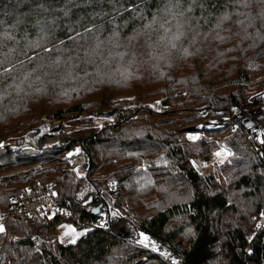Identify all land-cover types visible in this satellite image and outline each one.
<instances>
[{
  "label": "trees",
  "instance_id": "1",
  "mask_svg": "<svg viewBox=\"0 0 264 264\" xmlns=\"http://www.w3.org/2000/svg\"><path fill=\"white\" fill-rule=\"evenodd\" d=\"M260 51L264 0H0V210H10L28 185L53 180L70 206V215L43 226L11 217L0 264H264V226L249 239L252 218L264 213V145L248 147L244 127L231 134L232 163L223 166L226 179L216 181L190 163L209 152V143L184 148L177 137L199 124L203 109L214 114L246 106L247 67ZM66 89L63 97L49 94ZM46 93L47 113L59 121L112 111L122 96H135L137 105L164 99L168 113L139 110L83 143L90 184L105 194L115 188L119 208L178 262L118 239L77 202L84 179L62 169L76 139L48 152L3 149L19 124L37 127ZM71 100L67 109L51 111ZM162 152L170 163L150 164ZM178 219L193 233L186 245L177 239L185 226H171ZM63 223L94 229L64 246L56 239Z\"/></svg>",
  "mask_w": 264,
  "mask_h": 264
},
{
  "label": "rangeland",
  "instance_id": "2",
  "mask_svg": "<svg viewBox=\"0 0 264 264\" xmlns=\"http://www.w3.org/2000/svg\"><path fill=\"white\" fill-rule=\"evenodd\" d=\"M260 6V5H259ZM258 5L254 4L255 11L259 10ZM248 71L251 74V81L248 85V89L246 90V103L244 107L232 109V110H222L216 111V113H211V111H207L205 109L200 111V115L202 116V120L199 123H210L208 125V129L202 132H186L184 129L186 127L194 126L192 124L184 127L183 132H179L177 134L178 144L183 146L184 148L192 146L195 147V144H198L201 141L206 140L205 142L209 143L210 150L208 153L201 155L199 157H193L190 161L193 169L202 177H215L216 181H224L226 179V175L223 176V166L226 164L232 163V159L234 156L233 151L227 144V140L231 138V134L235 132H240L242 127L248 129L244 131L247 139L250 143L246 144L251 149H257L259 146L264 145V131L260 130L261 134L256 135L255 130L261 127L258 123L255 125L254 129L247 128L245 126L244 121L247 120L249 114L253 111L254 107H260L263 109L262 118L264 124V86L259 87V84L264 82V51H260L250 62L248 65ZM70 92L69 89L56 91L49 94L58 95L59 97H63L68 95ZM54 97L52 99L58 98ZM50 96L48 93L43 94L41 99L45 102L42 103V109H45L46 112L42 114H38V122L37 127L35 129H42L47 125L54 123L57 126L55 127V131L53 134L57 137V142L50 143L46 141V137L36 139L33 138L34 135L30 136V133L34 130H26V126L18 125L14 129L16 131L5 143V147L3 149L8 153L14 148L19 147H28V149H24L25 151H34V152H48L61 150L67 146L66 141L77 140L74 148L68 151L64 155V160L67 161L66 166H63L62 169H69L73 171L80 179H84L81 187H79V191L77 194V202L84 208L92 210L96 206V201L93 199H97L101 204H103V213L107 216L108 210L111 212V218L114 222L108 224L104 222L103 217H101L100 226L104 227L106 230H109L114 236L118 239L132 244L144 247L152 252L158 254L161 257L170 258L174 263L178 262V258L171 255V252L167 250L164 246H156L155 242L147 241V243L143 242L141 231L137 228V225L134 221L124 213L123 209L119 208L121 202L119 200H115L113 194L116 192L115 188L111 187L109 189L110 194H105L102 189H100L96 184L95 187L91 185L90 178L88 177V168H87V151L84 147V140H88L89 138L86 135L95 133L98 135L101 131L109 127H118L121 125L123 120H131L133 117H136V113L139 110H151L152 113L163 115L168 113L170 107H168L167 103L164 102L163 98L154 99L151 101H143L141 105H137V101L135 96H122L114 100L113 110L102 112L101 114L96 113L95 111H88L86 115L81 117L72 118L69 116L70 120L59 121L57 119L52 118V116L47 113L48 101ZM73 100L71 101H63L64 104L60 106H55V109H51V111H55L57 109H67L69 105H71ZM150 111V112H151ZM72 118V119H71ZM248 123V122H246ZM14 129L12 131H14ZM32 137V139H31ZM190 137H196V139H190ZM85 138V139H84ZM22 139H25L26 142L20 143ZM85 140V141H86ZM69 144V143H68ZM196 148V147H195ZM212 148V149H211ZM20 151V150H19ZM16 152V151H15ZM220 152L221 155L217 156L216 153ZM223 161V162H221ZM169 159L165 153L157 154L154 158L151 159L150 164L153 166H166L168 165ZM69 164V167H68ZM148 164L142 165L147 166ZM141 166V167H142ZM41 165H36L32 167V169H39ZM30 168H20L12 170L11 172H4L2 175H15L24 171H27ZM175 170L169 168L167 173H172ZM172 176H175L172 173ZM56 182L55 180H53ZM52 182V183H54ZM28 185L27 187H30ZM25 187L24 189H26ZM101 191V195H98V192ZM118 218L129 219L128 223L124 226L116 221ZM255 221V226L250 233L249 239L256 234V231H259L260 226H264V213L261 215H255L252 218ZM183 219H178L171 226H176L177 230H181L184 227V230L181 236H177V239H181L182 243L186 245L193 237L192 230L187 226ZM94 227L77 229L70 223H63L56 229V239L58 242L63 244L64 246L74 245L79 239L89 232H91ZM132 229L134 231V235L129 232ZM116 231L115 233L113 232ZM75 240V243L72 241ZM53 240L52 242H54ZM251 241V239H250Z\"/></svg>",
  "mask_w": 264,
  "mask_h": 264
},
{
  "label": "built area",
  "instance_id": "3",
  "mask_svg": "<svg viewBox=\"0 0 264 264\" xmlns=\"http://www.w3.org/2000/svg\"><path fill=\"white\" fill-rule=\"evenodd\" d=\"M262 112V108L254 107L246 120V122L261 125L258 130H255L256 135L261 134L259 129L264 131ZM57 215H70V206L69 203L63 202L58 197L54 183L46 186L27 187L14 197L10 210H0V226L4 228V231L0 232V241L1 235L6 230L7 221L13 216L25 218L33 226H43ZM16 240L17 236L10 238L11 242ZM2 264H11V260L6 259Z\"/></svg>",
  "mask_w": 264,
  "mask_h": 264
},
{
  "label": "water",
  "instance_id": "4",
  "mask_svg": "<svg viewBox=\"0 0 264 264\" xmlns=\"http://www.w3.org/2000/svg\"><path fill=\"white\" fill-rule=\"evenodd\" d=\"M148 111H151V110L149 109ZM244 123H245V126L247 128H251V129H254L255 128V124L252 123V122L246 123V121H244ZM209 124L210 123H199V124L194 125V126H191V127H186L184 130L186 132H202V131L208 129L207 127H208ZM40 131H41L40 129H36L35 131H32L30 133V136H32V135L37 136ZM23 142H26L25 139H22L20 141V143H23ZM2 147H5V144L4 143L2 144ZM24 149H28V147H25L24 146V147L14 148L10 152H15V151L24 150ZM93 186L95 187V185H93ZM101 193L102 192L99 191L98 192V195H101ZM93 200L96 201L97 204H96L95 208L91 210L92 211V214L95 215V216H103L104 215V213L102 212L103 211V204H101L97 199H93ZM110 215H111V212H110V210H108L107 216H110ZM116 221H118L119 223L122 224L123 221H126L127 222V221H129V219H127V218H124V219L118 218ZM130 224H131V222H130ZM121 226H124V225L122 224ZM113 232L115 233L116 231L113 230ZM129 232L132 234V236L134 235V231L132 229H130ZM140 233H141L142 236H147L148 237V241L155 242L154 239L151 238L149 235H147L145 233H142V232H140ZM155 245L157 247L159 246V244H157V243Z\"/></svg>",
  "mask_w": 264,
  "mask_h": 264
},
{
  "label": "bare ground",
  "instance_id": "5",
  "mask_svg": "<svg viewBox=\"0 0 264 264\" xmlns=\"http://www.w3.org/2000/svg\"><path fill=\"white\" fill-rule=\"evenodd\" d=\"M57 125L56 124H54V123H51V124H47L43 129H42V131H40L39 133H38V135L37 136H33V138L35 137H37L36 139H38V138H42L43 136H45L47 139H46V141H49L50 143H55V142H57V137L56 136H54L55 134H53L54 133V131H55V127H56ZM31 139H32V137H31ZM128 223V221L126 222V221H123L122 222V224L123 225H126Z\"/></svg>",
  "mask_w": 264,
  "mask_h": 264
},
{
  "label": "snow or ice",
  "instance_id": "6",
  "mask_svg": "<svg viewBox=\"0 0 264 264\" xmlns=\"http://www.w3.org/2000/svg\"><path fill=\"white\" fill-rule=\"evenodd\" d=\"M0 63H2V62H0ZM190 139H196V137H190ZM216 155L220 156L221 153L217 152ZM221 162H223V161H221ZM3 231H4L3 226H0V232H3ZM142 239H143V242L147 243V241H148V237L147 236H143ZM72 242L75 243V240H73Z\"/></svg>",
  "mask_w": 264,
  "mask_h": 264
},
{
  "label": "flooded vegetation",
  "instance_id": "7",
  "mask_svg": "<svg viewBox=\"0 0 264 264\" xmlns=\"http://www.w3.org/2000/svg\"><path fill=\"white\" fill-rule=\"evenodd\" d=\"M101 217H103L104 222H106V223H108V224H111L112 222H114V221L112 220L111 216H105V215H103V216H101Z\"/></svg>",
  "mask_w": 264,
  "mask_h": 264
}]
</instances>
